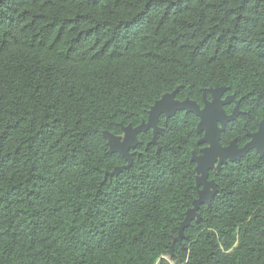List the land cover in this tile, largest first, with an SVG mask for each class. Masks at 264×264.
Here are the masks:
<instances>
[{
    "label": "trees",
    "instance_id": "trees-1",
    "mask_svg": "<svg viewBox=\"0 0 264 264\" xmlns=\"http://www.w3.org/2000/svg\"><path fill=\"white\" fill-rule=\"evenodd\" d=\"M218 88L240 101L220 144L241 148L264 120V0H0V264H264L255 150L209 173L217 193L175 240L197 199L194 114L160 116L105 176L127 163L104 133Z\"/></svg>",
    "mask_w": 264,
    "mask_h": 264
},
{
    "label": "water",
    "instance_id": "water-1",
    "mask_svg": "<svg viewBox=\"0 0 264 264\" xmlns=\"http://www.w3.org/2000/svg\"><path fill=\"white\" fill-rule=\"evenodd\" d=\"M226 89H210L208 93L211 100L208 101L203 94V105L200 107L196 102L189 99L178 101L174 99L175 92L163 96L156 101L151 107L146 123H141L139 126L132 128L127 126L123 128V139L116 138L112 135L104 133L108 137L109 150L112 153L122 157L127 165L125 167L114 168L111 173H106L105 176H113L120 173L124 168H128L131 163L130 150L137 144V135L147 130H152L153 138L151 143L155 144L156 136L159 132L157 122L160 116L166 119L173 117L177 112H185L194 114L199 122L196 127L197 133L201 134L198 145H202L198 154L191 152V161L195 163V189L197 199L193 201V207L185 213V218L178 228V236L175 238L177 242H181L185 228L191 225L195 220L198 223L200 216L197 211L203 204L209 205L211 198L217 193V187L213 180H209V172L215 173L220 171V168L227 162H236L243 158L249 151L255 152L262 157L264 154V120L258 126L255 133H247L250 139L243 147L239 148L236 141L232 140L225 147L220 144V134L224 132L227 124L234 121L239 113L238 107L240 101H236L234 96H227L222 100ZM234 103L232 112L226 115L223 111L224 106ZM235 154L233 157L232 155Z\"/></svg>",
    "mask_w": 264,
    "mask_h": 264
},
{
    "label": "flooded vegetation",
    "instance_id": "flooded-vegetation-1",
    "mask_svg": "<svg viewBox=\"0 0 264 264\" xmlns=\"http://www.w3.org/2000/svg\"><path fill=\"white\" fill-rule=\"evenodd\" d=\"M208 94H209V93H208ZM209 96H210V94H209ZM223 96H224V95H223ZM226 97H227V96L222 97V100H224V98H226ZM210 100H211V96H210ZM210 100H208V101H210ZM228 106H229V105H228ZM224 107H225V106H224ZM224 107H223V108H224ZM223 111H224V109H223ZM224 113H225V112H224ZM225 114H226V113H225ZM226 115H227V114H226ZM246 135H247V134H246ZM249 140H250V139H249ZM210 172H211V171H210ZM210 172H209V173H210ZM208 179H209V178H208ZM209 180H210V179H209Z\"/></svg>",
    "mask_w": 264,
    "mask_h": 264
},
{
    "label": "bare ground",
    "instance_id": "bare-ground-1",
    "mask_svg": "<svg viewBox=\"0 0 264 264\" xmlns=\"http://www.w3.org/2000/svg\"><path fill=\"white\" fill-rule=\"evenodd\" d=\"M233 157L235 156V154L232 155Z\"/></svg>",
    "mask_w": 264,
    "mask_h": 264
},
{
    "label": "rangeland",
    "instance_id": "rangeland-1",
    "mask_svg": "<svg viewBox=\"0 0 264 264\" xmlns=\"http://www.w3.org/2000/svg\"><path fill=\"white\" fill-rule=\"evenodd\" d=\"M122 139H123V137H122ZM164 258H166V257H164Z\"/></svg>",
    "mask_w": 264,
    "mask_h": 264
}]
</instances>
